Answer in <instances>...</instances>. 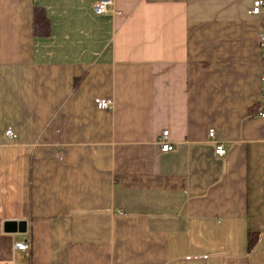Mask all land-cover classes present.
Returning <instances> with one entry per match:
<instances>
[{
  "label": "crops",
  "instance_id": "crops-1",
  "mask_svg": "<svg viewBox=\"0 0 264 264\" xmlns=\"http://www.w3.org/2000/svg\"><path fill=\"white\" fill-rule=\"evenodd\" d=\"M254 1L0 0V264H264Z\"/></svg>",
  "mask_w": 264,
  "mask_h": 264
},
{
  "label": "built area",
  "instance_id": "built-area-1",
  "mask_svg": "<svg viewBox=\"0 0 264 264\" xmlns=\"http://www.w3.org/2000/svg\"><path fill=\"white\" fill-rule=\"evenodd\" d=\"M113 5V2L111 1H103L98 2L94 5L93 11L95 15H107L109 14L110 7ZM253 16L263 17L264 16V0H255L253 2V6L250 12ZM259 42L261 47L264 49V26L261 28V31L259 33ZM262 93H263V99H264V75L262 77ZM97 107L100 110H111L113 108V101L112 100H105V99H98L96 101ZM261 117L264 118V113L261 114ZM169 131H165L163 133V136L161 138V146L162 151L164 153H169L174 150L173 145L169 142ZM7 137L9 138H16L15 133L12 130H9L6 133ZM208 138L216 143V154L219 157H226L228 152L223 143L217 142V132L214 129L209 130ZM16 250L20 251H27L29 249L28 245L26 243H19L15 245ZM21 264V263H19Z\"/></svg>",
  "mask_w": 264,
  "mask_h": 264
},
{
  "label": "trees",
  "instance_id": "trees-1",
  "mask_svg": "<svg viewBox=\"0 0 264 264\" xmlns=\"http://www.w3.org/2000/svg\"><path fill=\"white\" fill-rule=\"evenodd\" d=\"M49 21L43 12L36 11L35 13V35L48 36L49 35ZM255 245V239L251 237L249 242V248H253Z\"/></svg>",
  "mask_w": 264,
  "mask_h": 264
},
{
  "label": "water",
  "instance_id": "water-1",
  "mask_svg": "<svg viewBox=\"0 0 264 264\" xmlns=\"http://www.w3.org/2000/svg\"><path fill=\"white\" fill-rule=\"evenodd\" d=\"M27 229V223L22 222V223H6L5 224V231L7 233H12V232H21L25 233Z\"/></svg>",
  "mask_w": 264,
  "mask_h": 264
}]
</instances>
